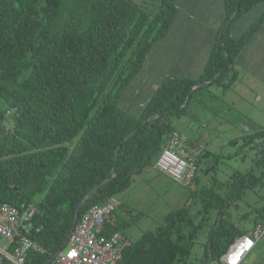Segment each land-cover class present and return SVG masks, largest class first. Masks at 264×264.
Segmentation results:
<instances>
[{"label": "trees", "instance_id": "obj_1", "mask_svg": "<svg viewBox=\"0 0 264 264\" xmlns=\"http://www.w3.org/2000/svg\"><path fill=\"white\" fill-rule=\"evenodd\" d=\"M221 1L223 17L198 75L166 76L140 108L129 111L122 103L133 95L147 55L170 30L177 0H0V204L19 211L34 204L30 236L43 248L28 251L23 264H48L64 248L79 202L77 218L154 164L167 135L177 130L173 119L193 96L210 85L222 92L232 86L240 52L264 22V0ZM261 3L258 19L232 35L237 18ZM244 139H259L255 166L264 164V128ZM232 178L222 193L213 190L216 181L201 190L200 209H172L162 224L131 242L119 229L125 222L110 214L103 233L119 232L126 242L118 264H223L221 255L245 232L223 212L261 174L237 170ZM197 179L195 174L193 186ZM202 223L208 225L203 251L193 256ZM10 263L0 253V264Z\"/></svg>", "mask_w": 264, "mask_h": 264}, {"label": "rangeland", "instance_id": "obj_2", "mask_svg": "<svg viewBox=\"0 0 264 264\" xmlns=\"http://www.w3.org/2000/svg\"><path fill=\"white\" fill-rule=\"evenodd\" d=\"M134 1L140 3L142 0ZM211 2L212 0H177V13L180 17L190 13L191 19H194L198 17L200 7L209 6ZM262 7L263 3L258 4L237 18L230 33L240 34L258 19ZM215 9H218V6ZM167 35H170V31ZM240 53L243 63L235 66L238 77L230 88L222 92L219 86H208V90L204 89L193 96L184 114L173 119L181 138L193 141L191 145L199 150L196 159V185H181L157 171L154 164L150 163L139 175L134 176L130 186L116 194L120 205L113 210L109 218L117 219L120 223L125 222L119 229L126 241H134L142 232L153 230L162 224L164 214L172 209L182 205L190 212L200 209L204 202L200 198V191L216 181L213 190L222 193L226 190V181L233 179L232 175L237 170H253L256 176L261 174V180L248 187L242 197L230 205L225 217L230 220H242L252 208L259 210L264 205V164L255 166L258 157L256 145L259 139H244L255 130L264 128V82L261 79H264V22L258 34L249 36ZM166 76H171L166 63L162 66L148 54L143 67L132 82L133 95L127 96L122 103L123 107L129 108V111L140 108L151 95L153 88ZM233 139L235 141H232ZM204 152L206 154L202 155ZM190 189L196 191L197 197H189ZM216 212V207L210 208V219L207 223L214 218ZM204 213L205 211L202 212ZM201 216L203 215L198 214L196 221H201ZM207 227L205 223L201 224L195 237L193 256H199L203 251L201 242L205 233L203 231ZM6 244L7 241L0 235V246ZM10 264H14L12 260ZM207 264L219 263L214 259L209 260Z\"/></svg>", "mask_w": 264, "mask_h": 264}, {"label": "built area", "instance_id": "obj_3", "mask_svg": "<svg viewBox=\"0 0 264 264\" xmlns=\"http://www.w3.org/2000/svg\"><path fill=\"white\" fill-rule=\"evenodd\" d=\"M198 155L197 147L185 142L177 130H172L154 161V168L181 185L191 186ZM118 205L119 198L110 196L103 203L85 209L68 234L64 248L55 252L48 264H118L126 242L121 240L119 232L103 233L106 219ZM34 211L33 203L21 211L6 202L0 204V235L7 241L0 252L14 264H23L30 250L43 252L30 236ZM263 231L262 225L256 224L247 233L237 236L221 255L223 264H239ZM9 244L12 245L10 254L6 251Z\"/></svg>", "mask_w": 264, "mask_h": 264}, {"label": "crops", "instance_id": "obj_4", "mask_svg": "<svg viewBox=\"0 0 264 264\" xmlns=\"http://www.w3.org/2000/svg\"><path fill=\"white\" fill-rule=\"evenodd\" d=\"M213 2H216V4H213ZM209 6L200 7L198 17L194 19H191L192 15L190 13L182 17L177 13L169 30L170 35L160 39L151 49L149 57L162 66L166 63L167 71L171 76L181 74L196 76L201 71L210 51L215 31L218 29L223 17L221 0H212ZM216 6H218V9H215ZM241 54L238 57L239 62L237 64L243 63ZM237 64L235 66H238ZM261 79L264 82V79ZM228 209H230V206L223 212L224 217ZM262 212L264 213V205L259 210L252 208V211L246 214L242 220L225 218L236 225L238 230H244L243 234H245L256 224L262 225L264 229V214ZM4 247L6 245L0 246V248ZM239 264H264V231L256 240L252 249L242 257Z\"/></svg>", "mask_w": 264, "mask_h": 264}, {"label": "water", "instance_id": "obj_5", "mask_svg": "<svg viewBox=\"0 0 264 264\" xmlns=\"http://www.w3.org/2000/svg\"><path fill=\"white\" fill-rule=\"evenodd\" d=\"M237 7H238V6H237ZM200 84L204 85V84H206V83H205V82H202V83H200ZM105 181H106V180H104V181H102L101 183H99L98 185H96L92 190H94V189H96L97 187H99L100 185H102ZM92 190H91V191H92ZM81 202H82V201H81ZM81 202H79V204H78V206H77V208H76V210H75L74 217H73V221H74V223H75L76 220H77V217H78V210H79V207H80ZM202 264H204V263H202Z\"/></svg>", "mask_w": 264, "mask_h": 264}]
</instances>
